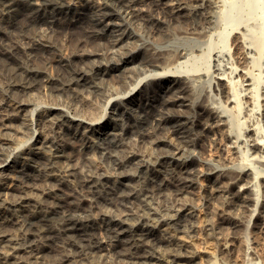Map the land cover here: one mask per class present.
<instances>
[{"label": "bare ground", "instance_id": "6f19581e", "mask_svg": "<svg viewBox=\"0 0 264 264\" xmlns=\"http://www.w3.org/2000/svg\"><path fill=\"white\" fill-rule=\"evenodd\" d=\"M213 8L230 27L229 42L209 50L205 69L186 60L195 46L122 44L123 34L137 36L136 24L162 42L171 28L199 34L213 22ZM41 10L63 17L49 18ZM103 23L123 26L124 32L88 47ZM78 26L86 38L74 40ZM67 43L72 49L64 52ZM119 69L127 70L122 78H109ZM205 70L219 95L211 104L190 96ZM263 70L264 0H0V78L5 86L0 129H11L17 118L33 129L31 138L39 127L52 136L40 134L42 140L28 148L27 143L23 156V143L0 132V264H192L209 257V245L183 233L197 231L200 220L210 223L194 198L201 194L207 203L213 198L212 192L202 193L201 177L216 166L206 172L197 155L181 157L199 144L200 134L209 143L229 138V146L248 161L247 168L231 176L224 172L230 165L219 168L224 180L214 191L224 195L225 206L244 214L252 209L250 190L259 186L251 217L254 225H263L264 83L258 92ZM35 91L59 96L46 115L27 107L35 102ZM136 93L143 94L142 102H134ZM108 106L119 115H109L113 122L104 119ZM227 111L236 117V135L223 127ZM196 126L201 130L194 138ZM67 129H74L83 147L91 146L85 160L96 153L110 169L91 161L82 169L74 162L65 150ZM97 129L104 130L100 138L93 136ZM19 157L25 163L13 167L10 161L19 162ZM254 161L263 168L253 166ZM13 169L19 172L14 177L7 172ZM198 181L202 189L196 191ZM188 219L195 224L186 225ZM224 223L234 228L240 219L221 217L212 227ZM217 238V250L232 258L235 242ZM17 240L23 243L11 245ZM242 264L255 262L244 259Z\"/></svg>", "mask_w": 264, "mask_h": 264}, {"label": "rangeland", "instance_id": "374dc122", "mask_svg": "<svg viewBox=\"0 0 264 264\" xmlns=\"http://www.w3.org/2000/svg\"><path fill=\"white\" fill-rule=\"evenodd\" d=\"M217 11H214V8L210 11L211 12V18H212V23L209 28H204L205 31L203 32H194L196 34L188 33L186 31H178L175 28L169 29L168 35L166 36V41L162 42L161 40L153 39L149 33L142 28L140 25L134 26L133 30L135 33H137V36L139 37H127L123 34L124 32L123 26L119 28V26H115L111 28L110 26L108 27L105 25V23L98 25L101 27L99 36L92 38L90 43L88 44V47L90 48H95L100 46L103 42L107 41L108 39L112 37H120L122 35V41L123 45H126L128 47H133L135 48L138 46V44L141 41H151L153 45L159 46L161 48H166V47H171L177 44H183L186 45L187 47L190 46H195L194 50L189 48L190 54H187L186 60L188 64H196L199 68L205 69L208 61V56H209V50H218L221 49L225 43H227L228 40V32L230 31V27L225 25L223 21H221V15H220V10L215 9ZM42 14L46 15V17L51 18V16H58V18H62L63 14H53L48 10H41L40 11ZM51 14V15H50ZM62 16V17H61ZM116 19V20H114ZM112 21H118L122 22L120 18H114ZM103 25V26H102ZM225 25V26H224ZM103 27V28H102ZM106 27V28H105ZM103 29V30H102ZM208 29V30H207ZM126 31V30H125ZM83 27L78 26L73 29L72 31V36L75 40L76 37H84L83 35ZM124 36V37H123ZM108 38V39H107ZM107 39V40H106ZM100 45H99V43ZM62 49L64 52H69L72 47L67 43L62 46ZM147 54V53H145ZM213 55V53H211ZM185 59V58H184ZM225 63V62H224ZM212 65V63H211ZM132 66V63L130 64V67ZM134 66V65H133ZM131 71V70H130ZM50 72H52V69L50 68ZM125 72L127 70L119 69L115 70L112 72V75H109V78L111 77L113 80H118L122 78L125 75ZM207 70H205L204 74H200V77L197 78L195 81L196 83V89L194 91H190V96L192 97V100L195 102H202L203 103H208L211 104V102H216L217 96L215 89H213V83L210 81L209 76L207 75ZM264 74V70H263ZM153 83H157L158 80L154 79L151 80ZM155 81V82H154ZM150 82L148 85V90L152 89L153 83ZM264 83V77L262 76L260 81L258 82V92L260 91L262 85ZM228 84V88H230ZM129 89V86L125 87L123 92L127 91ZM193 89V88H192ZM0 91L4 95L5 92V86H4V80L0 78ZM192 92V93H191ZM34 97H35V102L30 103L27 107L31 110H34V112L40 113L39 115H46L48 112V105L53 104L54 102H58L59 96H52L49 94L47 91H35L34 92ZM60 100L67 99L66 96H60ZM143 101V94L136 93L134 94V102L140 103ZM106 103L101 105L102 107H105ZM212 107L210 106V109ZM114 111V112H113ZM192 111V110H191ZM190 111V112H191ZM237 109H232V113L235 114ZM231 111H227L226 117V126L224 124V129L229 131L230 129L233 130V134L236 135V132L238 131V126H237V121L236 117ZM112 113H115L114 106H108L107 107V116L104 118L108 120L109 122H113V120L110 118L109 115H111L113 118H117L119 115L116 113L115 115H112ZM117 116V117H116ZM223 117V116H222ZM118 121V120H117ZM22 119H17L15 118L12 122V127L11 129H0V132L4 134L5 136H8L10 138H13L16 143H23L22 146H25L27 143V148L29 145H32V143H35L38 139L44 138H52V136L48 135L46 130H42L40 127L37 129V133L34 134V136L31 138L32 133L34 132L33 129L28 128L26 126L22 125ZM115 122V121H114ZM205 126V125H204ZM236 126V127H235ZM198 126H196L197 128ZM203 127V126H202ZM197 130V131H196ZM196 130L193 131L192 137L196 138L198 136V130H201V128H197ZM83 131V128L81 129ZM80 131V132H81ZM104 130L97 129L94 131V137L95 138H100L103 136ZM43 135L42 137L40 136ZM75 132L74 129H67L65 131L64 138H66L69 143L66 145V153L71 154L74 157V162H78L80 164V167L82 169H85L87 166V163L89 161L91 162H96L104 166L106 169H110V163L103 161L100 156L96 153H90L89 158L85 160L83 156L85 155L86 152H88L91 149V146H82L80 144V141L75 139ZM203 136L200 134V142L197 145H192L186 148L184 151L181 152V157L182 158H190L191 155H197L201 161H204L205 169L206 172H209L210 169L215 165L216 167L212 170V173H207V175H204L201 178H204L202 180L203 185L205 188L201 191L202 193H209L212 192L210 197H213L208 203L204 202L201 194L196 196L194 198V204H197V209L202 211V215L204 218H208L210 220V223L206 224L203 220H200L198 223L197 231L193 228L192 230H186L187 237L194 238L196 242L203 244V245H209L211 249H213V254L208 256H203L201 259L196 258L197 260H194L192 264H242V261L245 259L253 260L255 264H264V224L260 225H254V217H251V214L253 212V208L255 206V200L256 197L260 196V194H257L259 190V186L256 187V190H250V196H252V204L251 207L252 209L246 210L244 214L239 211L236 207L233 205L231 206H225V197L221 192L214 191L223 183L224 178L221 177L220 170L219 168L225 169V165H230L229 169H225V173H227L229 176L232 174L236 173L237 171L243 169L244 167L247 168L248 166V161L244 160L242 158L241 153L238 150H235V148L232 146H229L232 144L230 140L227 138L220 140L218 143H209L210 141L208 139H202ZM235 137L232 136V139ZM75 139V141H74ZM48 141V140H47ZM46 141V142H47ZM73 141V142H72ZM230 141V142H228ZM228 142V143H227ZM18 143V144H19ZM48 143V142H47ZM220 143V144H219ZM39 144V143H37ZM226 144V145H225ZM23 147L21 149L22 155L27 156L26 150L27 148ZM88 146V147H87ZM225 146V147H224ZM46 147H44L45 149ZM223 149V150H222ZM229 149V150H228ZM226 151V152H225ZM228 151V152H227ZM236 151V152H234ZM256 152V151H255ZM226 153V154H225ZM19 162H15L14 159L10 161V164L12 163L13 167L16 166V168L20 167V162L25 163V159L23 157L18 158ZM29 161V160H28ZM228 163V164H227ZM253 166H255L257 169L263 168V165H261L259 162L254 161ZM17 170V169H16ZM16 170H8V174L14 175L19 174L18 171ZM132 171V169H127ZM250 170V179L252 177L253 180V174L251 172V169H248L247 171L249 172ZM11 171V172H10ZM16 171V172H15ZM231 174V175H230ZM201 181V180H199ZM196 182L194 184L195 188L200 186V182ZM255 181V180H254ZM240 183L239 182L235 187L234 190H236ZM259 182L257 181V184ZM7 191V189H5ZM231 217L233 219H240V224L237 227H229L228 224L224 223L222 224V228L217 227L216 225L212 227L215 223L217 224L218 219L220 220L221 217ZM195 224V219L190 220L188 219L186 222V225H190L191 223ZM199 234V235H198ZM219 235H224L231 239L230 241L233 244L234 251L232 258L230 256L224 257V254L219 252L218 249V236ZM199 236V238H197ZM201 236V237H200ZM202 239V240H201ZM200 242H199V241ZM234 240V241H233ZM203 241V243L201 242ZM23 243L22 240H17L15 242H12L11 245H21ZM205 243V244H204ZM238 243V245H237ZM238 248V249H237ZM223 255V256H222ZM205 257V258H204ZM227 258V259H226ZM236 258V259H235ZM263 258V259H262ZM201 261H199V260Z\"/></svg>", "mask_w": 264, "mask_h": 264}]
</instances>
